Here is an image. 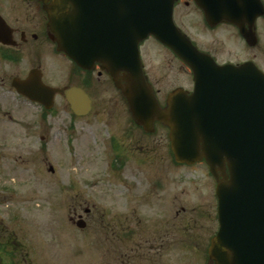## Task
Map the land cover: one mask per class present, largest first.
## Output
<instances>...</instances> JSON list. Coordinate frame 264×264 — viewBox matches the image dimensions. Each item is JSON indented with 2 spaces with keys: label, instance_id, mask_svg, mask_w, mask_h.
Listing matches in <instances>:
<instances>
[{
  "label": "rangeland",
  "instance_id": "obj_1",
  "mask_svg": "<svg viewBox=\"0 0 264 264\" xmlns=\"http://www.w3.org/2000/svg\"><path fill=\"white\" fill-rule=\"evenodd\" d=\"M12 2L0 0V8ZM180 10L179 24L220 60L254 57L264 65V24L260 45L252 48L236 31L203 33L194 7ZM147 45L153 79L189 88L191 72L181 60ZM53 49L44 43L41 58L29 50L18 61L0 54V222L33 246L29 238L36 235L35 264H206L217 227L209 166L175 165L167 130L141 132L108 75H78ZM34 68L49 85H86L94 109L78 117L63 96L47 111L18 95L12 81ZM123 227L137 229L136 241L118 236Z\"/></svg>",
  "mask_w": 264,
  "mask_h": 264
},
{
  "label": "water",
  "instance_id": "obj_2",
  "mask_svg": "<svg viewBox=\"0 0 264 264\" xmlns=\"http://www.w3.org/2000/svg\"><path fill=\"white\" fill-rule=\"evenodd\" d=\"M177 1L53 0L47 6L48 27L58 51L81 67L102 64L140 124L150 128L157 118L169 125L176 161L188 165L205 159L211 166L219 180L221 222L210 249L215 264H264V72L251 61L221 66L201 52L174 22ZM196 1L211 20L237 24L263 13L258 0ZM149 35L173 49L195 78L194 93L177 89L164 111L142 70L138 46ZM29 74L14 79L12 85L30 100L51 109L60 93L77 115L92 110L91 98L83 89L46 85L39 69ZM222 171L221 180L218 172Z\"/></svg>",
  "mask_w": 264,
  "mask_h": 264
},
{
  "label": "flooded vegetation",
  "instance_id": "obj_3",
  "mask_svg": "<svg viewBox=\"0 0 264 264\" xmlns=\"http://www.w3.org/2000/svg\"><path fill=\"white\" fill-rule=\"evenodd\" d=\"M262 2L264 5V0H262ZM52 3H53V0H48L45 2L42 0H13L12 5L9 8L10 10L9 9L4 10V9L0 8V44H1L0 49H3L1 51L2 53H0V54H2L4 56V59L10 60V61H18L19 59H21V57L26 55L25 52H28V54H29V50H31L32 52L37 54L39 56V58H41L43 56L42 51L44 49V43H48L49 45L51 44L53 46L54 49L52 51L54 54L55 53L61 54L58 51H56V44L54 43V40L52 39L51 29L48 28L49 18H48L47 6H49ZM70 6L72 8V5H70ZM185 6H187V7L193 6L194 7L193 11L196 13L197 18L200 21V26H201L203 33H205V32L217 33L218 31H220V33H221L220 35H222V34H224L223 32H226V30H228L231 32L236 31L241 36V33L239 32L240 31L239 25L235 26L234 24H232L231 22H228L227 20H220L219 21V18H216L214 21H212L211 19H209L207 17L206 12H204V9H202L197 4V1H195V0H179L178 3L176 4L175 8H174L173 13H174L175 21L181 27V29H183L184 31H185L184 27L181 24H179V19H180L179 18V14H180L179 12L182 10V9L180 10V7L185 8ZM5 11H7V12H5ZM17 13H21V14L16 15ZM183 13H184V10H183ZM21 17L23 19H25L24 22L19 21V19ZM249 20H250V17L243 19V21H244L243 28H244L245 32H247L249 40L251 42L256 43V45H250L248 43H247V45L254 48V47H257L260 45V40L262 38L261 29H262V26L264 24V14L259 15V17H257L255 19V23L250 22ZM6 21L8 24L6 23ZM241 38L243 39L242 36H241ZM243 41L245 42L244 39H243ZM150 42H152L153 45H156V44L159 45L160 47L164 48L165 50L169 51L170 53H173V51H171V49L168 48L167 46L160 43L153 36H149L148 39L144 40L140 44L141 59L143 60V66H144L143 70H144L145 79L147 80L148 84L153 88V91L155 92V99H157V102H159L160 107L164 110L167 107H169L168 101H169L170 95L174 92L175 89L181 88L182 86H174L173 88H171L172 87L171 81L169 82V84L165 85V83H164L163 86H161L160 80L159 81L154 80L153 79L154 74H152V72L149 74L148 70L146 69L148 64L146 63L145 57H146V53L149 52V47H148L147 43H150ZM195 43L200 47V49L202 51L208 52L211 55H213L215 60L220 64H228V63L239 64V62L251 60V61H254L260 68H262L264 70V65L262 63L259 64L257 62L256 58H254V57H250L249 59L243 60V61H240V60L239 61H233L229 58H228V60H220L218 58V56L216 55L218 52L217 50L215 51V50H213L207 46H204L200 42L195 41ZM146 48H148V49L146 50ZM173 55H174V53H173ZM71 62L76 65L75 72L78 75H82V73H87L88 75H90V74L96 75V73H97L99 76H102V75L107 76L108 75L110 77L111 81L114 82L113 77L108 73V71L103 70L101 63H96L93 70H83L78 66L76 61L71 60ZM186 68H188V67L186 66ZM188 69L191 72L190 78H192V80L190 82V86H188L189 88H186V87H182V88L190 90L191 92H193V90H194L193 89L194 88V78L192 76L191 69L190 68H188ZM90 76L88 77L89 80L92 78ZM79 85L83 88H86V85H84V84H79ZM114 85L117 89L118 87L116 86L115 82H114ZM123 85H126L125 81H123ZM117 90H118V92H120L122 94V96L125 100L126 108L128 111L127 114H129V116H130L129 121L132 120V122H134L135 126L141 132H144V134H147V135H149V134L154 135L155 133H157V131L159 129H164V130H167V133L169 135V131H170L169 127L166 124H163L160 121H158L157 118H154V122H153L154 125L151 128H147L148 130L154 131V133H148L147 130L143 126L135 123V121L133 120L134 116L131 113L130 103H129L128 99L122 93V90L120 87ZM91 98H92V105H93V109H94V101H93L92 94H91ZM228 124H230V123H228ZM114 148L116 150H119L120 149L119 144L116 143ZM120 156L121 155H117V159H122L123 161H125L124 162V164H125L126 160H127L125 155H123L121 158H120ZM223 173H224V171L218 172V177H220L221 180L223 178ZM225 174H227L229 176V174H230L229 166H227V168L225 170ZM161 181L162 180H157V183H160V187L164 188L165 182L162 181V186H161ZM215 221H217V227H216L214 235H216L217 230L219 228V224H220V221L218 220V214H217ZM122 225H123V223H122ZM86 226H87V223H86ZM131 228L132 227H123V231L119 232L118 236L124 242L126 240L136 241V238L139 236L137 233V229H133V228L131 229ZM106 237L109 240V238H110L109 235H106ZM29 239L35 243L34 246H33V244L31 245L28 242L26 243L24 238H21V237H19L18 234H15V231L14 232L11 231L6 222H4V221L0 222V264H35L32 260V257H31V255H32L31 250L37 249L38 243L36 241V235L34 234ZM43 242H44V240H42V242L40 243L39 248H41Z\"/></svg>",
  "mask_w": 264,
  "mask_h": 264
}]
</instances>
